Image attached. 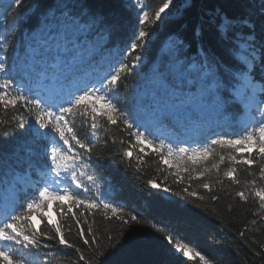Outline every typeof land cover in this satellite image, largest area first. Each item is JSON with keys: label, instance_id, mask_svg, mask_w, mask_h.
Instances as JSON below:
<instances>
[{"label": "snow or ice", "instance_id": "snow-or-ice-1", "mask_svg": "<svg viewBox=\"0 0 264 264\" xmlns=\"http://www.w3.org/2000/svg\"><path fill=\"white\" fill-rule=\"evenodd\" d=\"M174 6V0L154 10L146 0H0V112L13 113L0 119V140L11 149L0 145V264H33L34 253L47 264L57 247L71 250L69 264H171L169 254L210 264L185 242L180 224L211 217L231 231L232 220L215 207L226 185L233 200L255 204L254 218L236 235L244 240L264 226V0L202 9L190 36H166L146 63ZM193 7L185 0L175 15ZM118 8L133 9L134 19ZM32 17L36 25L25 30L21 53L12 33ZM124 24L133 29L129 40L108 48ZM233 104L241 108L235 118L228 112ZM233 126L239 133L228 131ZM110 143L116 150L106 154ZM149 157L186 186L174 191L166 182L144 181ZM101 161L134 170L170 222L120 206ZM49 204L58 219L48 214ZM97 215L118 222L115 234L99 227Z\"/></svg>", "mask_w": 264, "mask_h": 264}, {"label": "trees", "instance_id": "trees-1", "mask_svg": "<svg viewBox=\"0 0 264 264\" xmlns=\"http://www.w3.org/2000/svg\"><path fill=\"white\" fill-rule=\"evenodd\" d=\"M120 0H112L113 4L119 5ZM124 3H130L131 0H123ZM185 0H174V7L166 10V17L163 20V23L158 25V39L149 44L147 50V61L146 63H151L156 59L158 54V49L162 44V41L166 36L175 33L180 37L190 36L193 26L197 22L198 15L201 10L210 9L213 5L223 2V0H193L194 7L191 9H185L183 14L179 17L175 15L178 8H181ZM259 0H257V3ZM29 3H40L47 4L51 3V0H29ZM146 3H149L150 8L154 10L159 7L162 3V0H146ZM120 15L127 20L134 19L135 11L133 9L127 8H118ZM36 25L35 17L30 18L27 22H21L18 30H13L12 35L14 39L11 41L16 44L20 49L21 53L23 52L24 44V32L25 30H31ZM132 27L129 24H124V26L113 36L112 41L108 45V48L124 47L127 41L130 38ZM4 34L0 31V35ZM194 52V47L192 49ZM13 49L10 47L8 50L9 61L11 63V57L13 56ZM106 55V53H105ZM100 59V57H97ZM130 62V58H129ZM139 75V73H138ZM134 79V78H133ZM125 93L121 92V98L123 99ZM228 112L233 118L238 116L241 112V108L238 104L230 105ZM13 115L11 111L7 114L0 112V119H7ZM82 134L85 130L82 129ZM230 133L236 134L239 133L240 129L236 126H233L228 129ZM113 132L119 137L123 135L119 132L118 129H113ZM10 143V142H9ZM133 143L135 141L133 140ZM0 145H3L5 151H10L8 143H5L3 140H0ZM116 146L111 143L108 145L106 154L109 152H115ZM138 151V147L134 149V152ZM21 156L24 154L21 153ZM121 157L117 155V160ZM102 165L106 166V162L101 161ZM13 163V167H15ZM7 170V166L6 169ZM20 171H23V165L20 166ZM107 176L111 181L112 194L116 201L121 202L120 206L126 205V211H130L133 208L139 209L142 212H145L149 218L155 217V220L160 224L169 223L168 216L163 212H158L155 210L153 205L155 204L156 198L152 196L145 184L141 183L137 179V174L134 170H129L125 164H117L114 167H107ZM143 176L142 179L146 181L147 179H156L158 182H166L174 191H179L185 184L177 185V181L171 173L161 174L160 166L154 163V158H147V162L142 166ZM15 175V173H13ZM241 179H250L247 176V173L241 171ZM192 189H197V185L193 183L191 185ZM198 190V189H197ZM230 192V189L225 186L218 194L221 196L220 202L215 206L219 213L226 219H231L232 224L229 226L232 230H228L220 225L219 221H213L211 217L206 218V220H190L189 223H181L180 227L183 231V237L185 242L189 243L191 247H194L197 251H200L206 258H209L210 264H222V261H227L228 264H264V250L259 247L260 242H264V226L259 227V230L248 232L244 240H242L236 232L244 227V224L253 219L251 215L252 211L255 210V204L252 201L247 203L242 201H235L232 199L231 195L227 193ZM201 194H205L201 192ZM232 203L234 205L233 210L229 212L227 210V205ZM52 208V205L49 204V209ZM58 219V216H56ZM91 220V218H90ZM99 227L103 230L106 228L113 229V234L118 227V222H113L111 224L103 220L99 215L96 216ZM173 226H176L175 221H171ZM41 227H43L41 225ZM93 227L96 228L97 224H93ZM147 231V230H145ZM252 239H255L256 243L252 244L251 247L245 243L247 240L251 243ZM106 243V241H102ZM47 251V250H45ZM215 257L216 259H211ZM128 259H146L144 257H135L130 256ZM33 263L42 264L43 256L39 253L33 254ZM74 259V255L71 253V250L62 249L57 247L54 249V254L47 258V264H69V260ZM169 259L171 264H200L198 258L196 260H190L188 257H183L182 254L171 255L169 254Z\"/></svg>", "mask_w": 264, "mask_h": 264}, {"label": "rangeland", "instance_id": "rangeland-1", "mask_svg": "<svg viewBox=\"0 0 264 264\" xmlns=\"http://www.w3.org/2000/svg\"><path fill=\"white\" fill-rule=\"evenodd\" d=\"M142 90V89H141ZM20 175H23V174H20ZM48 214L50 215V216H52V218L54 219V220H56V216H57V214L54 212V211H52L51 210V208L48 210ZM33 219L36 221V223L37 224H39L40 222H39V220L36 218V216H34L33 217ZM202 254V253H201ZM191 255V254H190ZM203 255V254H202ZM198 258V257H197ZM199 259V258H198ZM33 264H37V263H33Z\"/></svg>", "mask_w": 264, "mask_h": 264}]
</instances>
